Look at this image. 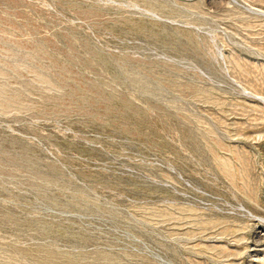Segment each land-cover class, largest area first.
I'll return each instance as SVG.
<instances>
[{"label":"rangeland","instance_id":"rangeland-1","mask_svg":"<svg viewBox=\"0 0 264 264\" xmlns=\"http://www.w3.org/2000/svg\"><path fill=\"white\" fill-rule=\"evenodd\" d=\"M0 264H264V0H0Z\"/></svg>","mask_w":264,"mask_h":264}]
</instances>
